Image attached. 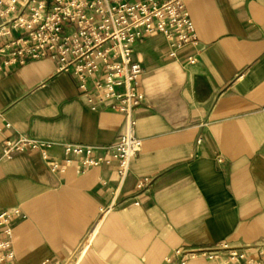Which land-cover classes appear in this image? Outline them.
Returning <instances> with one entry per match:
<instances>
[{
  "label": "crops",
  "instance_id": "1",
  "mask_svg": "<svg viewBox=\"0 0 264 264\" xmlns=\"http://www.w3.org/2000/svg\"><path fill=\"white\" fill-rule=\"evenodd\" d=\"M185 5L199 45L172 59L154 36L138 52L147 105L122 185L114 165L55 175L32 152L4 158L3 140L18 136L109 145L124 116L90 110L73 76L48 58L0 73V112L11 124L0 131V206L27 217L13 236L16 264H179L178 248L264 238V0ZM197 48L198 64L185 67Z\"/></svg>",
  "mask_w": 264,
  "mask_h": 264
},
{
  "label": "built area",
  "instance_id": "2",
  "mask_svg": "<svg viewBox=\"0 0 264 264\" xmlns=\"http://www.w3.org/2000/svg\"><path fill=\"white\" fill-rule=\"evenodd\" d=\"M156 35L164 39L165 53L172 59L182 48L199 45L185 0H0V73L48 58L57 72L73 76L90 110L109 108L124 116L122 135L109 145L18 136L3 140V157L32 152L55 175H63L70 168L82 174L114 165L122 185L141 147L135 135L136 114L147 105L141 89L144 70L134 59V45ZM200 55L201 50L195 49L184 66H196ZM10 127L0 112V131ZM99 182L106 185L103 178ZM143 185L140 182L138 187ZM115 199L116 195L100 209L97 224L112 209ZM26 219L19 208L0 206V264H16L13 236ZM174 254L183 257L179 264L198 257L219 264H264V238L245 246L223 241L213 247L178 248Z\"/></svg>",
  "mask_w": 264,
  "mask_h": 264
},
{
  "label": "rangeland",
  "instance_id": "3",
  "mask_svg": "<svg viewBox=\"0 0 264 264\" xmlns=\"http://www.w3.org/2000/svg\"><path fill=\"white\" fill-rule=\"evenodd\" d=\"M155 37H158L159 38V42L161 43V39H162V37L160 36V35H156ZM163 40V39H162ZM145 42H144V40H139V41H137L136 42V44L134 45V58L136 59V60H138L140 57H139V55H138V52H139V50L141 49V46H142V44H144Z\"/></svg>",
  "mask_w": 264,
  "mask_h": 264
}]
</instances>
